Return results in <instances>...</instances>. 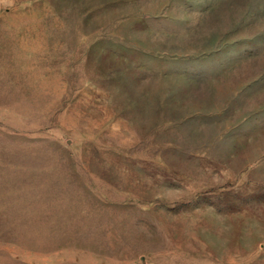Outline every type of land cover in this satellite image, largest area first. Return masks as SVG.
Listing matches in <instances>:
<instances>
[{
    "label": "rangeland",
    "instance_id": "374dc122",
    "mask_svg": "<svg viewBox=\"0 0 264 264\" xmlns=\"http://www.w3.org/2000/svg\"><path fill=\"white\" fill-rule=\"evenodd\" d=\"M0 264H264V0H0Z\"/></svg>",
    "mask_w": 264,
    "mask_h": 264
}]
</instances>
